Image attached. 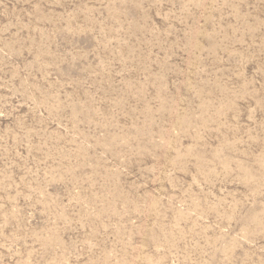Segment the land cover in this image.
<instances>
[{
    "label": "rangeland",
    "instance_id": "1",
    "mask_svg": "<svg viewBox=\"0 0 264 264\" xmlns=\"http://www.w3.org/2000/svg\"><path fill=\"white\" fill-rule=\"evenodd\" d=\"M0 264H264V0H0Z\"/></svg>",
    "mask_w": 264,
    "mask_h": 264
}]
</instances>
